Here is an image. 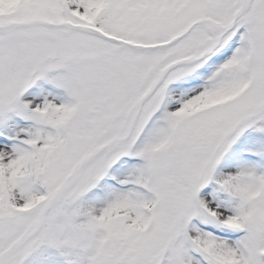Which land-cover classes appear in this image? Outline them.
<instances>
[{
	"label": "snow or ice",
	"instance_id": "obj_1",
	"mask_svg": "<svg viewBox=\"0 0 264 264\" xmlns=\"http://www.w3.org/2000/svg\"><path fill=\"white\" fill-rule=\"evenodd\" d=\"M0 264H264V0H0Z\"/></svg>",
	"mask_w": 264,
	"mask_h": 264
}]
</instances>
